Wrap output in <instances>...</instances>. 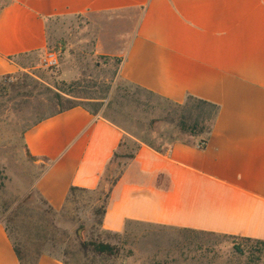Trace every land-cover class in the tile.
Here are the masks:
<instances>
[{
    "label": "crops",
    "instance_id": "obj_1",
    "mask_svg": "<svg viewBox=\"0 0 264 264\" xmlns=\"http://www.w3.org/2000/svg\"><path fill=\"white\" fill-rule=\"evenodd\" d=\"M84 17L116 79L181 103L219 108L201 149L140 143L112 185L101 228L144 224L264 240V0H9L0 11V77L47 49L55 18ZM27 63V61L25 60ZM123 129L76 107L23 133L33 189L54 211L71 187L97 190ZM0 264H20L0 219ZM37 264H65L43 254Z\"/></svg>",
    "mask_w": 264,
    "mask_h": 264
},
{
    "label": "rangeland",
    "instance_id": "obj_2",
    "mask_svg": "<svg viewBox=\"0 0 264 264\" xmlns=\"http://www.w3.org/2000/svg\"><path fill=\"white\" fill-rule=\"evenodd\" d=\"M8 2L0 0V6ZM96 35L95 27L84 17L52 19L47 27V48L59 51V68L53 72L42 68L37 55L29 60L24 58L21 62L24 68L17 73L0 77V219L3 225L12 220L8 225L20 249L30 246L34 229L27 227L34 225L43 226L47 233L41 247L43 254L63 261L72 258L65 256V251L79 253L76 260L94 259L90 252H78V243L95 239L118 249L115 257L98 260V264H264V256L251 260L249 250L255 247L254 243L236 238L135 223L127 224L121 233L101 228L99 221L106 196L139 142L159 147L164 144L161 135L176 132L163 122L149 127L152 120L162 116L160 108L164 103L142 93L133 94L127 83H119L115 76L116 62L95 53ZM60 81H79L76 96L103 98L109 84L110 90L101 100L99 113L121 127L125 137L99 188L94 192H75L63 209L51 211L31 189L37 170L26 157L22 140L28 128L54 109L45 101L43 86L51 87ZM117 84L129 92V97L115 93ZM133 99L142 105H136Z\"/></svg>",
    "mask_w": 264,
    "mask_h": 264
},
{
    "label": "trees",
    "instance_id": "obj_3",
    "mask_svg": "<svg viewBox=\"0 0 264 264\" xmlns=\"http://www.w3.org/2000/svg\"><path fill=\"white\" fill-rule=\"evenodd\" d=\"M6 5V4H5ZM5 5L0 6V11L4 8ZM117 66L120 65L121 59L119 58H112ZM116 76V75H115ZM119 83H127L124 80L117 79ZM79 81H60L56 82L54 85L50 86H43L45 92H46V103L51 105V107H54L53 111L50 112L47 116H44L42 118H39L37 123L49 118L53 117L54 115L60 114L62 112H65L67 110L76 108V107H83L87 111H89L92 114H96L101 106L102 102L101 100L106 97V94L110 90V85H106V89L104 90V98L102 96H93V95H85V96H76V90ZM130 88H133L134 92L133 94H145L149 98H157L158 100H161L164 103V107H161L162 110V116L152 120L149 123V127H153V124L156 122H163L165 124H168L169 126H172L175 130V134H170L168 136H163L164 144L159 147H155L147 142H141L144 144L149 145L153 149L159 152H164L165 150L169 149L172 145L176 143H181L184 145H197L204 143L206 144L212 129L213 125L216 121L219 108L217 105L212 104L210 102H207L205 100L198 99L193 96H187L185 100L181 103L172 102L168 99L162 98L160 96L155 95L154 93L145 90L139 86L127 83ZM115 93H119L122 98L129 97V92L125 89L120 88V85L117 84L115 88ZM120 91H123L122 94H120ZM136 105H142V103L139 102L137 99L132 100ZM145 105V104H143ZM147 106V105H146ZM105 119L110 121L111 123H114L117 125L114 121L111 119L103 116ZM118 126V125H117ZM201 149L203 147H200ZM116 156V153L114 154V157ZM133 155L129 157V159H132ZM95 191V190H94ZM94 191H86L79 188L71 187L68 193V196L65 201V205L69 202L70 198L74 195L75 192H94ZM108 199V195L106 196ZM44 201V200H43ZM45 205H47L45 202H43ZM22 205L20 204L19 207ZM62 207V209L64 208ZM106 205L103 207L102 214L105 211ZM48 210L53 211L52 208L48 206ZM18 211V210H17ZM8 222H12V220H8ZM8 222L4 223V229L7 233V236L9 240L12 243L13 251L19 261L20 264H37V261L39 258L43 255L42 252V246L46 242L47 239V233H45V229L43 226H32L27 227L29 230L34 229V236L31 240L30 246L27 248L25 247L22 251L20 249V246L16 243V240L14 239L12 235L11 226L8 225ZM99 224H101V221H99ZM185 232H191L198 235H217V234H210V233H204V232H197V231H191L186 230ZM217 236H223L230 239H234L235 237L225 236V235H217ZM240 240H244L245 242L254 243L255 247L251 248L249 250V254L251 255V260L253 259H260V256H264V240H252L247 238H236ZM257 246H260L259 248ZM78 252H84L85 254L87 252H90L94 257V259L89 260L88 258H83L82 260H76L77 252L74 251H65V256L69 255L71 258L70 261H63L65 264H98L99 261H103L104 258L108 257H115L117 255L118 249L115 246L110 245L107 242L101 241V240H95L90 239L87 241H80L78 243ZM233 249L237 252H241V250L233 246ZM257 255V256H255Z\"/></svg>",
    "mask_w": 264,
    "mask_h": 264
},
{
    "label": "built area",
    "instance_id": "obj_4",
    "mask_svg": "<svg viewBox=\"0 0 264 264\" xmlns=\"http://www.w3.org/2000/svg\"><path fill=\"white\" fill-rule=\"evenodd\" d=\"M59 62H60L59 51L56 49H50V48H47L43 52L39 60L40 66L51 72L56 71L59 68ZM204 146H205L204 143L198 144V148L204 147Z\"/></svg>",
    "mask_w": 264,
    "mask_h": 264
},
{
    "label": "water",
    "instance_id": "obj_5",
    "mask_svg": "<svg viewBox=\"0 0 264 264\" xmlns=\"http://www.w3.org/2000/svg\"><path fill=\"white\" fill-rule=\"evenodd\" d=\"M26 157L30 160V161H36L33 157L29 156V154L26 152Z\"/></svg>",
    "mask_w": 264,
    "mask_h": 264
}]
</instances>
